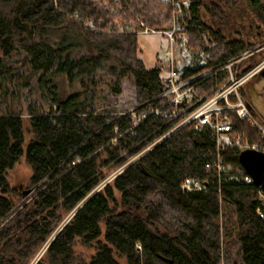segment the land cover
Segmentation results:
<instances>
[{
  "label": "trees",
  "instance_id": "trees-1",
  "mask_svg": "<svg viewBox=\"0 0 264 264\" xmlns=\"http://www.w3.org/2000/svg\"><path fill=\"white\" fill-rule=\"evenodd\" d=\"M189 1L196 27L187 25L188 43L210 52L192 73L264 39L257 32L233 39L207 23L208 13H233L239 0ZM240 3L251 9L252 29L264 28V0ZM171 11L161 0H0V264H29L70 213L36 264H264V205L257 187L235 173L239 151H222L218 182L208 154L213 134L189 124L131 161L181 115L132 126V113L117 112L124 76L137 110L161 105L154 97L162 85L159 68L137 56V35L115 20L137 16L158 28ZM88 20L96 30L84 26ZM202 30L213 35L211 49ZM223 79L217 72L200 82L197 97L212 95ZM63 81L74 87L63 88L65 96ZM231 122L260 141L245 122L234 115ZM22 159L30 170L25 189L9 178ZM185 177L204 179V189L183 190Z\"/></svg>",
  "mask_w": 264,
  "mask_h": 264
},
{
  "label": "built area",
  "instance_id": "built-area-1",
  "mask_svg": "<svg viewBox=\"0 0 264 264\" xmlns=\"http://www.w3.org/2000/svg\"><path fill=\"white\" fill-rule=\"evenodd\" d=\"M161 2L170 5L173 11L177 13L182 9L180 0H161ZM176 17L178 16H173L174 21H177ZM139 22L140 30L138 29L139 31L137 30L136 32L139 34H165L168 37L167 39H169V43H167L163 55L166 66L164 64L163 67L159 68L162 92L154 97V100L161 98L162 103L161 105L148 103L143 109L137 110L134 107L131 111H127L132 113V126L138 125L150 115L166 118H175L181 115V117L173 128L159 136L149 146L134 156L131 161L139 159L171 133L189 124H192L194 129L199 131L203 129L211 130L214 150H209L208 154L215 155L216 179L218 182L221 180V171L223 169L221 155L223 150L234 149L241 151L250 148L264 152V120L258 117L250 104L242 98L241 86L247 73L240 74L234 66V62H228L219 67H212L202 72L192 73L194 69L192 60L188 58L186 63H182L178 57L180 52H182L181 55L185 54V49L179 51L177 38L184 43L187 40L182 27L174 23L170 31L155 30L143 22ZM87 24L91 29L96 30L91 23ZM262 67H264V64L257 65L248 73L254 74ZM217 72H224L223 83L215 89L212 95L201 100L196 95V86ZM231 115H234L238 120L245 122L246 125L253 129L260 141H251L245 133L234 130ZM206 166H209V163H206ZM235 173L242 181L252 182L251 177L242 167L236 168ZM205 183L204 179L200 177H185L181 182V188L185 191H200L204 189ZM258 195L262 206L264 205V191L258 189ZM256 211L262 216L260 206Z\"/></svg>",
  "mask_w": 264,
  "mask_h": 264
},
{
  "label": "rangeland",
  "instance_id": "rangeland-1",
  "mask_svg": "<svg viewBox=\"0 0 264 264\" xmlns=\"http://www.w3.org/2000/svg\"><path fill=\"white\" fill-rule=\"evenodd\" d=\"M180 1L182 2L181 11H179L177 13V12L173 11V8H172L171 20H169V24H167L166 26H163V27L156 28V27L149 26L145 23L144 20H142V18L137 17V16L132 17V18L131 17L130 18H124V17L118 18L117 20H115V22H116V25L118 26V29L121 32L122 31H130V32L132 31L133 33H135L137 35V37L139 36L138 41L142 45H147V47L152 45V43H155L154 41H150V40H153L156 37H159V38L161 37L160 47H159V51H158V55H157L158 56V64L156 67H158V68L163 67V65L166 63V61L163 59V55H164V51L166 50L167 43H169V39H167L168 37L165 34H163V35H161V34H139L138 32H136L138 29L140 30V22L139 21L143 22L148 27L154 28L155 30H165V31H170V29L173 28L174 23L178 24L180 27H182L184 29V32H185L186 37H187V40L185 41V43L183 41H179L177 38V47H178L179 51H182L185 49V54L181 55L182 52H180V55H178V57H179V59H181L182 63H186L188 58L191 59L192 60V66L194 68L193 71H196V69H198L201 66H204L209 61V59H210L209 53L210 52L207 53L206 51H204L202 49H193L190 46V44L188 43L187 25H189V27H196V25L194 22L195 20L192 18V15L190 13V8H189L190 1L189 0H180ZM205 1L207 3H209L210 0H205ZM236 3L237 4L235 5V7L233 9V13L229 12V10H230L229 8H228V10L223 11L222 13H219V11L217 9H214L213 10L214 15H210L208 13V18H205L207 20V23L209 25H211L212 27H214V29H217L219 26L220 28L225 27L226 29H228V31L231 30V33L227 31L229 33L228 37L233 38V39H241L242 41H245V39L248 38V35H252V37H253L254 34L256 35V32L259 33V35H264V28L252 29V27L253 28L255 27V25H254L255 22L250 17L252 14L251 9L247 8L248 9V11H247L245 5L243 3H240V0ZM229 4L230 5L228 7H230L232 5V1H229ZM243 8H245L244 11H242ZM114 10L115 9H113L112 11L114 12ZM173 16H178V17H176L177 21H174ZM246 16L249 17V20L246 19ZM234 19H236V21ZM211 20H213L215 23L211 24V22H212ZM232 22L237 23L236 26L233 25L235 23L232 24ZM87 23H90L89 20L86 23H84V26L89 28ZM232 26H233V28H232ZM229 27H231V28H229ZM249 33H251V34H249ZM200 34H201V37L203 38L204 45L211 49L213 47V42H212L213 35L211 34V32L208 30H202L200 32ZM145 35H148V36H145ZM155 35H158V36H155ZM147 39H149L150 42H147V41L145 42V40H147ZM252 44L253 45L250 47V49L244 50L241 53H239V54H237V55H235V56H233L227 60L220 62L219 64L215 65L214 67L222 66L224 64H227L228 62L229 63L234 62V66L236 67L237 71L240 73L239 70L241 68H243V67L250 68L253 65V63H254V65L264 64V39H262L260 41L254 39V41H252ZM137 56H138V48H137ZM256 61H257V63H256ZM165 66H166V64H165ZM210 68H212V67H210ZM207 69H209V68H207ZM215 69H217V68H215ZM204 70H206V68ZM204 70H201V72ZM250 71L251 70L241 72V74L247 73L244 82L249 78L251 73L249 74L248 72H250ZM222 73L224 74V72H222ZM251 76H252V74H251ZM259 77L260 76L257 75L254 77V79H257ZM222 83L223 82H221L219 85H221ZM120 85H121V93L118 94V96H117V99H118L117 112L118 113H125L127 111H131L132 108L136 107V90L132 86L131 81L129 80L128 76H124L121 79ZM61 88H62V92H64L63 88H66V90H68L67 92H69L70 90H74V87H70V86L68 87L64 81L62 82ZM65 95H66V92L63 93V96H65ZM112 141H114V139H112ZM118 172H120V171H118ZM115 174H117V171L111 173L108 176V178L104 181V184L106 182L111 181L112 178L115 176ZM29 176H30V170H29L28 166L26 165V163L23 159L16 164L14 169L9 174V178H10L12 184L24 183L22 185V186H24V189L27 187L26 183H27ZM28 195H30V193L27 195H24L23 198H25ZM20 201H21V199L18 201V203ZM71 216H72V213H70L64 217L62 222H60V224L56 227L55 231L48 238L46 243H44L41 246V248L38 250V252L32 258V260L30 261L29 264H36L44 256V252L47 248V244L49 243V241L55 236L56 232L59 230L61 225L64 222H67L71 218Z\"/></svg>",
  "mask_w": 264,
  "mask_h": 264
},
{
  "label": "crops",
  "instance_id": "crops-1",
  "mask_svg": "<svg viewBox=\"0 0 264 264\" xmlns=\"http://www.w3.org/2000/svg\"><path fill=\"white\" fill-rule=\"evenodd\" d=\"M142 36V35H141ZM148 36V35H145ZM158 36V35H155ZM139 36L137 37L138 43V57L143 62L144 66L147 69L155 68L158 64V51L160 47L161 37H156L153 40L155 43H152L149 47L147 45H142L138 41ZM150 42L149 39L145 40V42ZM144 46V47H143ZM252 68H241L239 71H248L253 69ZM247 67V66H246ZM259 75L260 77L254 79L255 76ZM242 98L250 104L254 112L264 120V76L259 73H255L251 77H249L241 86Z\"/></svg>",
  "mask_w": 264,
  "mask_h": 264
},
{
  "label": "water",
  "instance_id": "water-1",
  "mask_svg": "<svg viewBox=\"0 0 264 264\" xmlns=\"http://www.w3.org/2000/svg\"><path fill=\"white\" fill-rule=\"evenodd\" d=\"M260 73L264 76V67ZM238 162L251 177L252 183L257 189L264 191V152L250 148L243 149L238 153ZM138 166L145 174H148L140 163ZM164 259L166 260V258Z\"/></svg>",
  "mask_w": 264,
  "mask_h": 264
},
{
  "label": "bare ground",
  "instance_id": "bare-ground-1",
  "mask_svg": "<svg viewBox=\"0 0 264 264\" xmlns=\"http://www.w3.org/2000/svg\"><path fill=\"white\" fill-rule=\"evenodd\" d=\"M255 67H256V66H255ZM261 69H262V68H261ZM261 69H259L257 72H259ZM251 70H252V69H251ZM257 72H255V73H257ZM255 73H254V74H255ZM254 74H252V75H254Z\"/></svg>",
  "mask_w": 264,
  "mask_h": 264
},
{
  "label": "flooded vegetation",
  "instance_id": "flooded-vegetation-1",
  "mask_svg": "<svg viewBox=\"0 0 264 264\" xmlns=\"http://www.w3.org/2000/svg\"><path fill=\"white\" fill-rule=\"evenodd\" d=\"M260 72V71H259ZM259 72H257V73H259ZM261 74V73H260Z\"/></svg>",
  "mask_w": 264,
  "mask_h": 264
}]
</instances>
